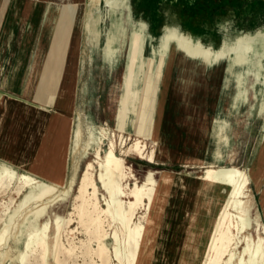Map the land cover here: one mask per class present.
<instances>
[{
    "label": "crops",
    "instance_id": "crops-1",
    "mask_svg": "<svg viewBox=\"0 0 264 264\" xmlns=\"http://www.w3.org/2000/svg\"><path fill=\"white\" fill-rule=\"evenodd\" d=\"M126 29L140 34L144 62L166 55L158 92V103L164 98L163 112L170 105L177 117L180 108L192 105V91L198 94L207 90V104L203 105L207 138H213L216 123L221 119L228 125L230 139L255 140L251 142L249 166L254 172L263 170L264 142L260 146L259 140L264 139L260 115L264 82L259 79L260 58L256 51L264 40V0H100L95 6L89 0H0V91L4 92L3 100L8 98L5 105L9 114L3 122V130L9 132L8 149L3 153L20 154L21 147H35L37 138L41 139L40 147L48 144L52 139V120L65 124L66 131L70 125V134H58L66 144L72 139L78 112L85 127L110 123L116 71L106 59V48L112 40L115 47L120 46L121 52L127 54L129 47L122 50ZM170 30L187 36L213 54L224 55L218 62L200 66L176 50V41L164 51L163 42ZM246 43L251 47L240 51ZM53 55L63 62V68L56 94L48 99L45 95ZM235 55L252 60L250 73H245L249 69L246 64L235 66L245 73L241 84L230 75ZM193 74H199L194 83L188 79ZM202 75L207 76V89L198 88L204 84L200 82ZM169 89L171 103L167 102ZM181 90L186 104H180ZM240 91H246V97ZM13 105L17 106L15 112ZM163 112L161 141L167 137ZM20 138L27 141L17 144ZM67 154H71L70 149Z\"/></svg>",
    "mask_w": 264,
    "mask_h": 264
},
{
    "label": "bare ground",
    "instance_id": "bare-ground-1",
    "mask_svg": "<svg viewBox=\"0 0 264 264\" xmlns=\"http://www.w3.org/2000/svg\"><path fill=\"white\" fill-rule=\"evenodd\" d=\"M89 1L94 6L99 4L98 0ZM7 7L9 6L7 5ZM175 41L178 44H176V50L186 59L192 60L200 66L218 62L224 55L222 52L213 54L210 50H205L206 48L204 49L201 44L192 43L190 38L177 33L176 30H170L166 35L163 50H168L170 44ZM122 45V50L129 47L128 53H124L125 56L121 52V47H115L112 40L109 41L106 48V54L109 56L106 59L116 71L111 97L110 120L114 126V123L121 119L124 112L127 113V116H125V122H127L128 114L133 111L137 98L141 95L137 119L138 138L129 147L126 144L127 140L123 139L124 151L122 156L118 155L116 152L117 127L116 129L112 127L113 134H110V129H107L105 125L100 126L99 130L90 125L85 127L81 114L78 112V121L72 136L73 151L82 155H89V150L95 146L96 148L92 152L94 158L85 163L78 180L76 173L79 170V161L73 158L72 175L69 179V190L71 192L73 187L77 186L73 212H70L66 217L58 212V208H54L53 222L48 206L59 197L55 193L56 183L38 180V177L30 174H20L9 165L0 163V192H8L9 188L17 184L16 196L20 200L19 204L12 208L11 205L16 199H9L8 201H11V203L9 202L10 204H6L4 210L2 209L9 219L8 222L3 221L0 231V264H7L13 255L20 264H32V260L36 264H51L49 262L50 256L53 257L54 264H62L64 262L61 260L63 243L60 242V236H62V230L65 228L64 225H70L72 216L75 214L80 217V224L86 226L87 230H90L97 237V252L100 258L105 257L106 264H112L114 258L118 261V264L150 263L148 248L151 246L154 236L158 233V222L163 218L159 220L160 215L158 216V213H156L158 208H161L160 183L156 173L151 169L143 172L142 178L139 180V175L134 172L126 157L137 155L140 159L154 164L159 155L157 151L161 152L159 134L164 98L162 97L158 103V92L163 68L167 61L166 55L163 53L158 59L150 58L147 62H144L140 53V46H142L140 34L135 32L134 29L131 31L125 30ZM250 47L246 43L240 46L239 50L246 51ZM259 47L255 51L260 58L259 79L264 82V40L260 41ZM237 57L238 55L232 56L230 75L232 79L241 84L245 81L243 78L245 73H250L252 60L250 57L247 58L242 55ZM50 62V82L47 85L48 92L45 96L48 99L54 96L57 91L63 68V62L56 58V55ZM237 64H246L249 69L245 73H240L235 67ZM198 76L199 74H193L188 79L194 83ZM239 94H244L243 96L246 97V91H240ZM3 96L4 93L1 91L0 98ZM157 103L158 112L155 121L154 114ZM227 127L226 122H221V119H218L213 134V138L217 139L216 143L218 145L229 146L233 144L234 141L229 140ZM84 135L85 138H83ZM105 140L108 141V149L102 155V145ZM149 141L152 142L153 148L148 152ZM156 141L160 143L159 147L157 144L158 149L156 148ZM234 144L237 150L228 153L230 166L224 164V160L227 158H222V154L225 151H215L216 155L212 156L211 162L207 163L208 166L204 175L201 176L202 180L210 183L215 194L209 200L200 204L195 215H192L188 220L190 230H188L184 244L187 250L191 251L189 264H264V223L251 204L248 194L249 175L238 166L246 144L243 140H235ZM161 178L162 181H169V187H173L171 179L165 175ZM131 181H134V187H131ZM101 191L104 193H101ZM100 196L105 208L101 206ZM174 214L173 216H176L177 212L174 211ZM30 215L35 217L37 225H31L28 236L24 239L20 219L23 218L25 221L28 217L30 218ZM103 217L109 219L111 233L105 231L107 225H104L105 219ZM41 218H44L43 223L39 225ZM10 230H15V233L11 242L7 245L6 235ZM50 230L54 231L52 241H49ZM169 232L170 230L164 231L166 237L161 242L162 246L165 245L164 247L161 246L163 252L166 250L165 247L169 244L170 239V244L174 242L172 238L168 237ZM108 236L113 240L111 249L105 243ZM13 241L16 242V246L10 245ZM66 242L68 243V241ZM182 244L183 242H179L178 245L181 247ZM69 248V250L67 249L68 256L73 257L74 250L71 247ZM77 248L79 249V246Z\"/></svg>",
    "mask_w": 264,
    "mask_h": 264
},
{
    "label": "rangeland",
    "instance_id": "rangeland-1",
    "mask_svg": "<svg viewBox=\"0 0 264 264\" xmlns=\"http://www.w3.org/2000/svg\"><path fill=\"white\" fill-rule=\"evenodd\" d=\"M98 1L100 2V0ZM205 50H209V49L206 48ZM200 82L204 84H201L198 88L201 89V87L202 88L204 87L207 89V76L202 75V79ZM47 92H48V87H46V95ZM182 95H183V91L181 90L180 104H186L187 102L182 100L183 99ZM191 95L193 100L190 102L192 105H190V107L185 106L180 108L177 117L174 116V114H172L171 111L172 109L170 105H167L168 108L167 107L166 109L164 108L163 126L167 137L166 138L164 137V141L162 140L163 142L161 141V146H160L161 152L157 151V154L159 155L154 164H150L149 162L140 159L139 156L137 155H131L129 157H126L128 163L133 167L134 172L139 175L138 176L139 180H141L142 178L141 176L143 172L147 171V169H151L156 173V177L160 183L159 198L161 201L160 203L161 208L159 207L156 213H158V216L160 215L159 220L162 217L163 218L160 222H158V228H157L158 233L157 234L155 233L156 235L154 236V240L152 241L151 246L148 248V254H149L148 258L150 259L149 264H189L190 263L189 254L191 251H188L184 244L186 241V237H187L186 235L188 234V230H190V227L188 228V224H189L188 220L192 215H195L196 211L199 209L200 204L204 203L206 200H209L215 194L214 191L211 189L210 183L202 180L201 176H203L206 171V168L208 166L207 163L211 162L212 156L214 157L216 155L215 151L218 150L225 151L222 154V158H227L224 160L225 161L224 164L230 166L231 164H229L228 153L237 150L234 144L236 139H229V140H233L234 142H232L233 143L232 145L226 146L224 144L218 145L216 143L217 139L207 138V114L203 113L205 111V107L203 105L207 104V90L198 91V94H196L195 91L194 92L192 91ZM170 97H171V90L169 89L168 97H167L168 103H171ZM1 99L2 98H0V163L9 165L10 167L18 171V173L20 174H30L33 175L34 177H38L39 178L38 180L41 179L42 181H45L47 183H56L55 193L56 196L59 197L55 202H53L48 206L49 214L52 215L51 221L52 222L54 221V216H53L54 208H58L59 213H62L64 216L68 217V214L70 212H73L72 208H73L74 196L76 195V187H77L75 185L72 189V192L71 190H69V184H70L69 179L72 175L73 158H76L79 161V170L76 173V177L78 180V178L82 173L85 163L94 158L92 152H94L96 147L94 146L89 150L90 151L89 155H82L80 153H75L72 147L73 146L72 139H68L67 143L65 144L64 139L58 137V134L63 135L67 131L70 134L71 133L70 125L68 126V130L66 131V129L64 128L65 124H62L60 121L55 122L54 120H52V139L48 144H45L42 147H40L39 144L41 143V139L37 138L35 147H32L31 145L27 147H21L20 151L22 153L20 154L3 153V151H5V148H7L8 146L7 144L8 139L6 138V136L9 135V132L3 130V122L5 120L4 118H8L9 114H7V106L5 105L6 99L8 98L6 97L4 100ZM140 100H141V95L138 96L133 111L130 114H128L129 118L127 122H125L126 121L125 116H127V113L125 114L123 112L121 115V119L116 123H114V126L111 120L110 123L105 124L106 128L110 129L109 130L110 134L114 133L112 127L113 129H116L117 127L116 152L118 155L122 156L124 151L123 149L124 145H122L123 139L127 140L126 144L129 147L134 143V140L138 138L137 135L138 129L136 122L138 119ZM260 100H261V104L264 103L263 90L260 91ZM3 102L4 105L2 104ZM195 103H198L196 104L197 106H194ZM13 110L14 112L17 111L16 105H13ZM52 110H54V107L52 108ZM260 115H261V122L264 127V106L260 107ZM130 119L133 120L126 128V125L130 121ZM39 127L40 126L37 123L36 125L37 135L39 134V129H38ZM95 127L97 128V130H99L98 126ZM154 131L155 129L153 130V132ZM29 135L31 136V130L29 132ZM20 136L21 137L23 136V132H21ZM85 137L86 136L84 135L83 138ZM26 141L27 140L20 138L16 140V143L23 145ZM252 141L253 143L255 142V140L243 139V142L246 144V148L244 149V152L241 154L240 157L241 160L239 163L240 165L238 166L242 168L249 175L250 182H249L248 194L251 200V204L256 209V213L262 218L264 223V169L256 172L250 169L249 162L251 161L252 158V154H251ZM28 142L31 143L32 140L30 139L28 140ZM263 142L264 139L261 138L259 140L260 146L263 145ZM157 144L159 147L160 143L156 141V148H157ZM47 145L49 147H46ZM70 145L71 147L69 148ZM152 148H153L152 142L149 141L147 151L148 152L151 151ZM69 149L71 150V154H67V151H69ZM107 149H108V141L105 140L102 145V155ZM27 151L30 153H25ZM33 151H36V154L31 153ZM44 151L45 153H43ZM59 151H62L63 153L59 154ZM45 175H47L48 177H46ZM163 175L171 179L170 181L173 187H169L170 184L169 181L168 182L162 181L161 177ZM130 185L131 187H134V181H131ZM16 191H17V184H15L12 188H9L8 192L7 191L0 192V231L3 226V223L5 221L8 222L9 219L8 217L5 216L4 212L2 211V209L4 210V206L6 204L8 205L11 203V201L8 200L9 199L11 200L12 198L16 199L14 200V203L11 205L12 208H15L19 204L20 200L19 197L16 196ZM65 191H67V193H65ZM101 193L104 192L101 191ZM100 198H101V206L105 208V204L102 200V197L100 196ZM174 211L177 212L176 216H173L175 215ZM43 219L44 218H41L39 220V225L43 223ZM103 219H105V217H103ZM20 223L23 228L22 231H23L24 239L27 238L28 233L30 231L29 228L31 227V225L33 226L37 225V222L35 221V217L33 215H30V218L28 217V219L25 221L23 220V218H21ZM70 223L72 225L71 224L64 225L65 228L64 230H62V234H61L62 236H60V242L63 243V244L61 243L63 249V250L61 249L62 251L61 260L64 261L62 264H64L65 261H66L65 264L67 263L91 264L92 262H93L92 264H106L105 257L100 258V256L98 255L97 252L98 243H96L97 237L94 234H92L90 230H87L86 226L80 224L81 222L78 214L72 216V221ZM104 225H107L105 226V231L111 233V230H109L108 218L105 219ZM74 230L75 232L72 233V231ZM162 230L164 231L170 230L168 237L174 240V242L170 244L171 242L170 239V242L169 244L166 245L165 247L166 250H164V252L161 251L162 249L161 242L162 239L166 237V234H164V231L162 232ZM14 233L15 230H10L6 235L7 245L11 242ZM53 234L54 231L50 230L49 241H52ZM108 237L106 238L105 243L111 249L113 240L111 239L110 236ZM71 240H73L74 242ZM66 241H68V243L70 244H68ZM179 242H183L181 247L178 245ZM87 243L88 245H86ZM10 245L16 246V242L13 241ZM76 246L77 247L79 246V249ZM91 246L93 247V249ZM69 247H71V249L74 250L73 257L68 256L67 249L69 250L70 249ZM49 262L51 264H54V259L52 256H50ZM34 263L35 261L32 260V264ZM7 264H20V263L18 262L17 259H15V256L13 255V257L9 259ZM112 264H118V261L114 258L112 260Z\"/></svg>",
    "mask_w": 264,
    "mask_h": 264
}]
</instances>
